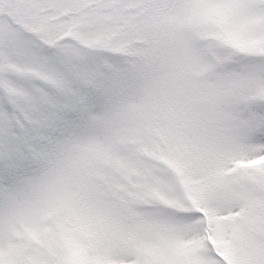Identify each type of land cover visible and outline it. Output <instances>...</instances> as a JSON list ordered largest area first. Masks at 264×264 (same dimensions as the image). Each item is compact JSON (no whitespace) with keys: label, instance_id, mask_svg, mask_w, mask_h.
Returning a JSON list of instances; mask_svg holds the SVG:
<instances>
[{"label":"snow or ice","instance_id":"1","mask_svg":"<svg viewBox=\"0 0 264 264\" xmlns=\"http://www.w3.org/2000/svg\"><path fill=\"white\" fill-rule=\"evenodd\" d=\"M0 264H264V0H0Z\"/></svg>","mask_w":264,"mask_h":264}]
</instances>
